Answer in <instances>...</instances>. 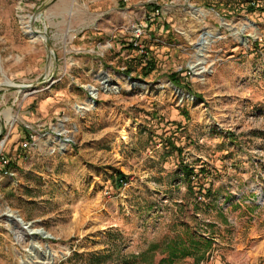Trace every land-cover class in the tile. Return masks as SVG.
<instances>
[{"label":"rangeland","instance_id":"obj_1","mask_svg":"<svg viewBox=\"0 0 264 264\" xmlns=\"http://www.w3.org/2000/svg\"><path fill=\"white\" fill-rule=\"evenodd\" d=\"M5 79L0 264H264V0H0Z\"/></svg>","mask_w":264,"mask_h":264},{"label":"trees","instance_id":"obj_2","mask_svg":"<svg viewBox=\"0 0 264 264\" xmlns=\"http://www.w3.org/2000/svg\"><path fill=\"white\" fill-rule=\"evenodd\" d=\"M251 8V6H250ZM146 66V65H145ZM150 65H148L147 69H150ZM125 74H127L130 71L129 67L124 68ZM169 79L176 85H179L178 77L176 73L169 74ZM181 114H183L185 117L187 116L186 110L181 109ZM172 147H175L172 142H170ZM176 148V147H175ZM179 150V148H178ZM118 175V177H116ZM126 180V175L121 173V171L117 170L115 171L112 181L115 184H120L121 182H124ZM208 244V241L206 239H203V241H200L199 239H181V238H173L166 242L165 248L167 250V254L165 256L159 257L157 260V264H170L172 260L178 256L183 255H190L192 253H196L198 258H201L203 256V250L201 248L203 246H206ZM157 244H151L149 246V249H152L156 247Z\"/></svg>","mask_w":264,"mask_h":264},{"label":"water","instance_id":"obj_3","mask_svg":"<svg viewBox=\"0 0 264 264\" xmlns=\"http://www.w3.org/2000/svg\"><path fill=\"white\" fill-rule=\"evenodd\" d=\"M47 3H48V1H47L46 3H44V4L42 5L41 8H43ZM37 14H39V13H37ZM34 15H35V14H34ZM34 15H32V16H34ZM32 16H30V20H29V22H30V26L34 27V25H33V20H34V19L31 18ZM34 30H35V32H37V33L43 35V40H44L45 45H46V47H47V56H46V60H48V58H49V56H50V52H51L48 36H47V34L45 33L44 30H39V29H37V28H34ZM203 34H204V32H202V33L200 34V36H199V39H198V41H197V44H198V45H200V43L202 42V38H203L202 35H203ZM37 82H39V80H37V81H35V82H32V83H17V84L3 83V84L0 85V87H14V88H18V89H23V88L28 89V88H30V86L35 85ZM87 97L89 98V100L94 101L93 98H92V93H91L90 89H88V96H87ZM0 128H1V126H0ZM62 140H65V138L62 139ZM8 219H9V220H12V219H15V218L12 217L11 215H8ZM18 219H19L20 221H24V220H21L20 218H18ZM26 223L29 224V221H26ZM22 227L25 228V227H26V224H22ZM27 233H28V235L30 236V243H29L28 246H27V249H28V250H32V249H34L36 246H38V245L36 244L35 237H38V236H42V237H43V236H49V234H47V233H45V232H44V233L39 232L38 230H36V231H28V230H27ZM45 247H47L46 244H45ZM46 257H47V258H50V257H51V254H50V252L48 251V249L46 250Z\"/></svg>","mask_w":264,"mask_h":264},{"label":"bare ground","instance_id":"obj_4","mask_svg":"<svg viewBox=\"0 0 264 264\" xmlns=\"http://www.w3.org/2000/svg\"><path fill=\"white\" fill-rule=\"evenodd\" d=\"M32 19H36L37 17L36 16H32L31 17ZM25 28H26V32L30 35V36H33V37H38V38H41V39H43V35H41V34H39V33H37V32H35V30H34V28L35 27H32V26H30L29 24H26L25 25ZM211 35L212 34H210L209 32H204V34L202 35V44L203 43H207V41L209 40V37H211ZM203 47H204V44H203ZM203 47H202V49H201V51L203 50ZM52 53V52H51ZM195 65L196 64H192L191 65V67H195ZM5 82H3V83H9V84H13V83H10L9 81L8 82H6L7 81V79H5L4 80ZM104 82V90H109V83H106V81H103ZM2 83V84H3ZM1 85V84H0ZM133 85H135V84H133ZM93 87V86H92ZM91 87V93H92V97L96 94V90L94 89V88H92ZM18 89V88H17ZM19 91H25L26 90V88H23V89H18ZM7 214H11V215H13V216H15V219H13L12 221H14L15 223H16V225H18L20 228H21V230L22 231H25L26 232V234H28L27 233V230L28 231H36V230H38L39 232H42V233H44V231H42L41 229H38V228H33V226H31L30 224H28V223H26V222H24V221H20L18 218H20L21 220H23L20 216H18V215H16V214H14V212H12V211H9V210H7ZM22 224H26V228H23L22 227ZM24 229V230H23Z\"/></svg>","mask_w":264,"mask_h":264},{"label":"built area","instance_id":"obj_5","mask_svg":"<svg viewBox=\"0 0 264 264\" xmlns=\"http://www.w3.org/2000/svg\"><path fill=\"white\" fill-rule=\"evenodd\" d=\"M138 34H139V31L137 30L135 32L134 38L132 39V42H131L134 46H140V43L136 40V36H138Z\"/></svg>","mask_w":264,"mask_h":264}]
</instances>
